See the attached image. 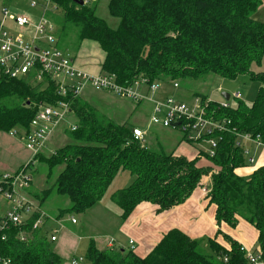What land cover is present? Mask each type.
<instances>
[{
	"label": "trees",
	"instance_id": "obj_1",
	"mask_svg": "<svg viewBox=\"0 0 264 264\" xmlns=\"http://www.w3.org/2000/svg\"><path fill=\"white\" fill-rule=\"evenodd\" d=\"M53 1L59 13L50 11L48 16L56 25L58 45L67 49L72 33L78 41L97 42L104 52L102 72L115 74L120 83L130 84L138 77L150 81L198 78L212 72L228 79L248 74L262 84L251 105L240 98H235L236 106L227 108L209 102L208 115L228 119L232 131L221 133L214 157L200 151L190 159L151 148L147 134L143 141L135 139L133 127L126 122L89 114L79 97L60 96L56 82L48 76L38 85L29 79H1L0 131L29 130L40 104L61 100L70 101L79 122L76 129L67 131L76 143L57 148L50 156L39 152L29 166L33 169L36 160L47 165L46 183L58 172L43 191L41 203L57 194L67 196L70 204L58 208L55 215L37 209L24 218L20 210L24 226L0 232V264H61L52 240L45 232L33 230V222L41 212L46 220L86 213L103 200L122 171H128L132 180L110 196L122 221L142 202L157 205L158 212L172 209L205 186L204 179L209 177L206 196L215 206L216 237L208 239L211 250L207 251L200 240L175 228L143 257L133 250L101 248L92 238L84 256L89 264H247L242 245L221 230L222 223L236 227L240 218L258 230L264 262V165L246 176L237 172L247 164L243 146L237 145L238 134L264 132V71L254 72L251 67L264 56V21L255 18L263 0H110L109 13L119 19L116 28L96 15L93 0L82 5L74 0ZM202 154L211 164H199ZM22 232L26 236L21 237ZM219 235L229 246L217 240Z\"/></svg>",
	"mask_w": 264,
	"mask_h": 264
},
{
	"label": "built area",
	"instance_id": "obj_2",
	"mask_svg": "<svg viewBox=\"0 0 264 264\" xmlns=\"http://www.w3.org/2000/svg\"><path fill=\"white\" fill-rule=\"evenodd\" d=\"M30 3L33 8L39 5L44 8L37 21L11 12L0 1V79L28 77L35 84L42 81L44 76H48L56 82L58 93L62 97H78L89 88L107 91L135 103L152 102L149 119L152 125L177 128L182 132L186 142L206 144L205 150L200 146L202 151L209 158L215 156L219 142L223 138L221 133L232 130L228 127L230 123L228 119L218 120L213 115H208L210 98L203 100L200 96H196L194 101L189 103L172 94L159 96L163 84L150 81L147 77H138L130 84H123L117 80L115 74L93 73L76 66L71 54L58 45L56 25L48 16L50 11L58 9L57 4L53 0H31ZM9 22L16 29L12 28ZM172 85L174 88L179 87L177 82H172ZM233 96L239 98L240 94ZM219 107L227 108L229 103H220ZM71 112L72 108L68 100H61L57 104L39 105L29 130L23 129L20 132L23 134L22 139L26 147L33 152V155L44 151L53 128ZM71 128L74 130L76 125H71ZM132 132L135 139L142 141L147 134V130L141 127H133ZM11 134L16 135L17 132L13 131ZM238 135L240 142L238 141L237 145L243 146L245 155L249 157V163L255 164V156L244 143L251 142L257 148L264 147V132L256 135ZM25 166L14 172L6 171L0 174V192L11 201L9 208L0 216V232L11 226L21 228L25 224L23 219L36 211L32 209L31 201L25 199L18 191L26 189L31 184L30 168L27 164ZM202 189L207 192L206 184ZM20 210L24 212V218ZM42 215L33 222V229L44 226ZM71 217L72 222H76L75 217ZM57 233L58 229H55L50 237L52 241L57 240ZM130 243L134 248V242L130 241ZM241 249L245 251L247 264L263 262L260 249L254 252L243 245ZM224 261H228L227 256L224 257Z\"/></svg>",
	"mask_w": 264,
	"mask_h": 264
},
{
	"label": "rangeland",
	"instance_id": "obj_3",
	"mask_svg": "<svg viewBox=\"0 0 264 264\" xmlns=\"http://www.w3.org/2000/svg\"><path fill=\"white\" fill-rule=\"evenodd\" d=\"M30 1L31 0H12L10 11L15 14L25 15L29 18H33V17L38 18L40 15H42L44 8L42 5H39L38 7L33 8L31 6ZM85 1H88V0H85ZM109 2L110 0L109 1L93 0V4L96 7V15L106 20V22L108 23L110 27L116 28L119 24V19L117 17L110 15L109 9H108ZM262 4L263 5H260V7L258 8L255 14V18L258 20L264 21V0ZM52 12L59 13L58 9L52 10ZM13 28L15 27L13 26ZM71 35L72 36L69 35L68 39L66 40L67 49L65 50L67 53H70L71 56L74 58L75 65L80 64V63H85L86 66L84 67L86 68L89 67L88 69L95 67V69L98 68L99 70L100 66L102 65V60L104 56V52L99 46V44L93 40H88V39L78 41L75 33H72ZM251 67L254 72L264 71V56L262 57L260 62L252 63ZM20 79L28 80L29 78L22 77ZM44 79L40 82H36L34 85H38L39 83L43 82ZM158 82L163 84L164 81H158ZM165 82L167 85H170V83L172 82H177L178 84H180V87H177V90H171L170 93L174 95L175 97H178L186 102L192 103L194 101L193 93H197L199 94L198 96H205V97L208 96V98H210L212 101L217 102L218 106L220 105V103H224V102L229 103V105L231 106H236L238 101H236L235 100L236 97L233 96L235 94H240V97H239L240 100L244 101L248 105H251L256 100L259 88L262 84L259 81L252 80L250 75L248 74H241L236 79H228V78H224L212 72L202 74L198 78L186 77V78L166 80ZM223 92L229 93L230 96H232V98H230L229 100H226L222 95ZM103 94H104L103 92L102 93L95 92L88 88L84 92H82L80 95H78L79 101H82V103H84V106H85L84 111L88 112L89 114L97 115L99 119L104 118L108 120H113L117 123H124V121L128 122L129 118H128V115H126L127 114L126 108L120 106L116 101L120 100L122 103L125 102L129 104L130 107H132L131 104H133V102L127 98H120L112 94H108V96H105ZM78 105H77V109H78ZM133 114L134 115L133 117H131L130 122L132 124L135 123V125L140 126L142 128H147L146 123L144 124V121L146 118L148 120V114L146 112L141 111V109H138ZM78 122H79V116L76 113V111L69 113L63 120L61 119L59 124L53 128V130L51 131V134L48 137V142H47L48 145H46V149H44V154L47 156H50L57 148H62L66 146L67 144L76 143V141L73 138H71V136L69 135V132L67 131H69L70 129L73 130L71 128V125H76L77 127ZM128 125L131 127L130 124ZM13 131H16L17 134L10 135V133ZM13 131H11L10 133L0 131V155L6 149L8 150L7 146H10L11 143L14 144L13 152L15 155H17V158H15L16 160H14L16 161L15 165H13L12 167L10 165H8L7 167L0 166V170L8 169L7 171L9 172H14L20 168H24L26 167L25 166L26 164L28 165L27 167L30 168L29 166L35 163L34 157L38 154L37 153L36 155H33L32 151L30 154V152L28 151L29 149L26 147V145H24L25 142H23L24 140L22 139L23 134L20 133L22 132V129L17 128ZM170 131H171L170 134L172 135V137H170L171 139L177 140V138L179 137L181 138L182 132L179 129L173 128ZM16 138L22 139L23 140L21 141L22 143L18 142L19 143L18 144L16 140H14ZM146 141L148 142L151 148H157V146H161V145H158L159 142L161 141V135L159 132L157 133L155 130L154 131L152 130L146 136ZM172 141L174 142V140H170V142L167 143V140H166L165 141L167 143L166 145L171 146ZM188 144L189 145L192 144V149H194L195 151L198 150L200 146L204 150L207 148L206 144H199V145L195 143H191V144L188 143ZM247 146L250 148L251 154L255 155V158H256V164L248 165V167H253L257 164H263L264 163V147L260 146L256 148L255 145L252 144L251 142H248ZM203 154L206 156L205 153ZM203 154L202 156H204ZM248 158L249 157L246 156V161L248 162V164H250L248 161ZM208 160L210 161V159ZM38 163L39 162L36 160L35 167L33 169H29L33 177L31 180L32 181L31 184L27 186L26 189H22V190L19 189L18 191H20V195L24 196L25 199H28L31 201L30 205L32 209L34 210L39 209L43 211L46 210L48 213H51V214L54 213L55 215L58 212V208H63V207L68 206L70 204V200L67 196L53 194L50 198H48L43 203H41L40 200L43 199L44 197L43 191L45 189H48V187L52 185V182L56 179L58 172H56L53 175L52 180L46 183L47 169H45V167H47V165L38 164ZM37 168L39 169L37 170ZM60 170L61 168H59V171ZM131 180H132V177L128 171L120 172L118 176L116 177V179L114 180V182L110 185L103 200L101 202H98V204H96L97 206L94 205L93 206L94 208H92L91 210H88L89 211L88 214L86 213L78 214V219L76 218V215H74L76 222L77 220L79 221L78 225H81L83 221H85L89 228L88 230H91V232H94V234H97L99 232L114 230L116 228V225L119 222L116 216V211H120V210L118 206L112 202L110 196L117 189L127 186L131 182ZM208 190L207 192H205V195L208 193ZM34 193H37L38 195H40L41 196L39 197L40 199L33 197L32 194ZM3 202L7 204L6 206L8 205L10 206V203H11L10 199L4 196L0 192V207L3 205ZM105 205L112 206L115 208L108 210V208ZM41 213L43 214L42 218H43L44 226H42L39 229H33V228L32 229L38 230L39 233L45 232V234L48 235V237H51V235L54 234V230L58 229L57 226L53 227L52 223L54 222V220L56 221L59 220L60 222H62V220L57 219L54 216L53 217L51 216V218L49 217L46 220L44 218L45 213L44 212H41ZM3 214L4 212L0 213V216H2ZM71 216L73 215H67L64 218L72 222V220L70 219ZM76 222H72V223L76 224ZM7 230H5L4 232H1V234H5ZM88 230H86V232H89ZM21 235L26 236V234L23 232L21 233ZM87 241L88 240L86 239L84 243L85 242L87 243ZM110 242H112V239L110 240ZM79 243H81L82 245L83 241L81 240ZM81 245H80L79 253L78 252L76 253V258L78 260L82 257V255L80 254ZM52 246L54 248V241H52Z\"/></svg>",
	"mask_w": 264,
	"mask_h": 264
},
{
	"label": "crops",
	"instance_id": "obj_4",
	"mask_svg": "<svg viewBox=\"0 0 264 264\" xmlns=\"http://www.w3.org/2000/svg\"><path fill=\"white\" fill-rule=\"evenodd\" d=\"M0 1L2 5L7 7L8 9L11 8L12 0H0ZM0 17H1V13H0ZM39 17L38 18L33 17L31 19L37 21ZM8 24L13 28V24L11 22H9ZM76 65L82 69L86 68L84 67L86 66L85 63H80ZM88 68H86L85 70H87ZM88 71H91L93 73H100L102 72V65L100 66L99 70L98 68L95 69L94 67L88 69ZM91 90L99 93L103 92L104 93L103 95L105 96L111 94L107 91H96L93 89ZM171 90H177V88H174L172 83H170V85H167L166 82L164 81L162 85V89L158 93V95L165 96L166 94H171L170 93ZM198 95L199 94L197 93H193L194 99L195 96ZM116 102L120 106L126 108L127 111L126 115H128L129 121L128 122L124 121V122L130 124L131 127H140L135 125V123L132 124L130 122L131 117H133L134 115L133 113H135L138 109H141V111L146 112L148 114V120L146 118L144 121V124L146 123L147 128L144 129L147 130V135L152 130L153 131L155 130L157 133L158 132L160 133L161 141L159 142L158 145L161 146H157V148L161 147L159 149L172 152L176 155H184L190 159L197 157L198 153L202 150L201 147L196 151L192 149V144L190 143L191 145H189L188 143H186V141H184L183 139V135L181 136V138L180 137L177 138V140L171 139L170 137H172V135L170 134L171 133L170 130L173 128L162 127L160 125H152L149 122L150 119L149 116L151 115V110H152V102L145 101L144 103L143 102L135 103L132 101L133 102V104H131L132 107H130V105L125 102L122 103L120 100ZM14 140H16L17 143L23 141L20 138H16ZM166 140L167 143H169L170 140H174V142L172 141L170 146V145H166L167 144L165 142ZM247 143H244L246 147H248ZM13 146L14 144L11 143L10 146H7L8 150L6 149L0 155L1 167H7L8 165L12 167L13 165H15L16 161L14 160H16L15 158H17V155H15L13 152L14 149ZM28 151L31 154V151L30 150ZM199 164L209 165L211 163L208 160V158L206 159L205 156H201L199 158ZM248 165H253V164H248L247 162V164L244 167L239 168L237 172L241 175L246 176L251 174L253 170L258 168L259 166L264 165V163L257 164L253 167H248ZM7 170L8 169L0 170V173L3 171L6 172ZM208 181H209V177H206L203 183L207 184ZM6 205L7 204L3 202V205L0 207V213L6 212V210L9 207V205L8 206ZM106 207L108 208V210L115 208L112 206H106ZM92 208H90L89 210H91ZM157 208H158L157 205H154L150 202H142L123 221L120 219V211H116V216L119 221L118 224L116 225V228L112 231L99 232L97 234H94V232L88 230L89 228L85 221H83L81 225H78L79 222L78 220L76 224L72 223L70 220H67L66 218L60 219L62 220V222H60L59 220L57 221L54 220V222L52 223L53 227L57 226L59 229L57 233V240L54 241V250L61 257L62 259L61 264H89L87 260L84 258V255L86 253V249L88 247L90 239L95 238L101 248L117 247L123 250H133L137 255L143 257L152 251V249L156 246L158 242H160V240L168 231L175 228L180 229L185 233H187L189 236L200 240L202 245L205 244L203 246L207 251L211 250L209 247L208 239L216 237L218 231V225L215 219V206L209 203V200L205 195L202 186L196 188L193 191L192 195L185 202L173 207L170 210L158 212ZM88 212L89 211H87L86 214H88ZM76 218L78 219V215H76ZM86 230H88L91 233L86 232ZM221 230L225 234L229 235L231 238L238 241L241 245L248 248L249 250L259 249L258 230L254 227V225L250 224L246 220L240 219L236 227H230L227 224L222 223ZM86 239L88 241L87 243L86 242L84 243ZM111 239L112 242H110ZM81 240L83 241L82 245L81 243H79ZM217 240L220 243L229 246V244L225 240H223V237L221 235L217 236ZM130 241L134 242L133 244L134 248L131 247L132 245ZM80 245H81L80 254L82 255V257L78 260L76 258V253L77 252L79 253ZM259 264H264V263L261 262Z\"/></svg>",
	"mask_w": 264,
	"mask_h": 264
},
{
	"label": "water",
	"instance_id": "obj_5",
	"mask_svg": "<svg viewBox=\"0 0 264 264\" xmlns=\"http://www.w3.org/2000/svg\"><path fill=\"white\" fill-rule=\"evenodd\" d=\"M74 1H76V2H78L79 4H84L85 3V0H74ZM223 97L226 99V100H229L230 99V94L229 93H227V92H223ZM176 125H178V123L176 124Z\"/></svg>",
	"mask_w": 264,
	"mask_h": 264
}]
</instances>
